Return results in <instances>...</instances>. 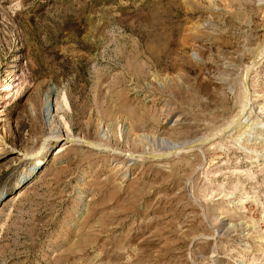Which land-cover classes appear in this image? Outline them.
<instances>
[{
	"label": "rangeland",
	"instance_id": "374dc122",
	"mask_svg": "<svg viewBox=\"0 0 264 264\" xmlns=\"http://www.w3.org/2000/svg\"><path fill=\"white\" fill-rule=\"evenodd\" d=\"M0 264H264V0H0Z\"/></svg>",
	"mask_w": 264,
	"mask_h": 264
},
{
	"label": "bare ground",
	"instance_id": "6f19581e",
	"mask_svg": "<svg viewBox=\"0 0 264 264\" xmlns=\"http://www.w3.org/2000/svg\"><path fill=\"white\" fill-rule=\"evenodd\" d=\"M51 108V107H50ZM68 138V137H67ZM70 139H72V138H69V140L66 142V143H68V142H75V141H77V140H75L74 138H73V140H70ZM87 142V145H89V143L90 142H88V141H86ZM90 145H91V143H90ZM94 147H95V145L94 144H92ZM63 148V147H62ZM62 148H60V149H58L57 150V153H59V152H61V150H62ZM42 164V161L40 160V161H37V163L34 165V166H39V165H41Z\"/></svg>",
	"mask_w": 264,
	"mask_h": 264
},
{
	"label": "water",
	"instance_id": "95a60500",
	"mask_svg": "<svg viewBox=\"0 0 264 264\" xmlns=\"http://www.w3.org/2000/svg\"><path fill=\"white\" fill-rule=\"evenodd\" d=\"M82 141L87 144L86 140H82Z\"/></svg>",
	"mask_w": 264,
	"mask_h": 264
}]
</instances>
